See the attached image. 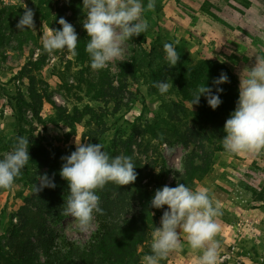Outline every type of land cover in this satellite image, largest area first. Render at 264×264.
Here are the masks:
<instances>
[{
	"label": "trees",
	"instance_id": "16d2710c",
	"mask_svg": "<svg viewBox=\"0 0 264 264\" xmlns=\"http://www.w3.org/2000/svg\"><path fill=\"white\" fill-rule=\"evenodd\" d=\"M61 1L62 7L57 8L52 17L49 9L41 15V9H33L31 6L28 8L40 14L50 29H59L60 26L55 21L66 13L70 15L65 20L73 25L79 39L77 54L73 56L79 69L74 74V84L65 85L66 90L76 96L77 103L72 107L71 113L66 108L57 106L40 88L35 74L41 70L47 52L42 48L41 39L31 29L22 32L17 30L16 24L23 14V5L16 2L0 6V57L6 58L8 53H16L26 60L25 65L11 80L24 86L27 96L20 92L6 96L7 106L17 115L20 126L30 125L25 119L26 109L42 131L48 125H65L74 135L77 127L81 125L84 127L82 140L96 144V140L106 131L105 118L108 114L106 108L97 105L114 104L113 114H116L120 110L123 94L129 88L135 87L140 77L147 78L148 88L152 92L158 90L153 86L155 82L164 80L165 77L170 78L168 82L173 86L169 89L174 90L188 106L172 101L165 105L168 118L166 122L157 117L151 122L134 123L128 133L116 134L103 148L110 158L120 154L130 156L136 167L137 179L133 184L122 187L108 183L103 189L96 191L103 214L94 213L96 229L81 245L66 237L54 235L45 227L46 216L51 214L59 199L68 190L66 182L59 176L61 157L70 154L74 149H48L41 141L43 137L37 139L33 136L29 139L30 161L13 184L22 185L25 192L23 204L15 215L18 223L10 222L5 233L0 234V264H140L139 259L150 254L151 233L153 227L160 226V218L166 206L161 209L150 207V199L155 190H149L143 181L151 176L155 169L152 164L155 163L143 165L137 161L133 147L136 146L143 153H156L157 147L152 145L151 140L176 141L190 147L182 160V172H177L174 182L168 186L175 187L176 183H183L192 189L196 181L205 180L212 171L214 154L227 153L221 142L224 136L223 126L235 108L239 81L224 63L200 59L191 66L179 42L167 40L158 43V39L151 41L148 51L144 50L141 56L122 62L117 75H113L109 68L92 70L88 54L84 50L87 34L81 25L84 11L82 0ZM39 4L41 8L43 4L50 5V1L41 0ZM130 41L146 43L143 33ZM165 43L172 44L180 56L173 68H169L165 60ZM37 50L42 53L34 58ZM221 72L228 76V82L220 85L223 88L220 106L212 110L201 96L199 105L192 107L190 101L197 85L211 86L213 78L218 77ZM85 98L91 104L78 105ZM45 103L54 111V115L48 119H43L42 115ZM2 114L3 110H0V119ZM13 145V139L3 133L0 124V156L11 150ZM230 155L234 157V154ZM164 172L161 167L156 177L162 179ZM44 173L53 177L55 188H44L36 194L33 186L39 175ZM10 189H0V195ZM253 194L256 201L261 202L258 206H264V189L259 192L254 190ZM132 202H137L138 209L136 215L130 216ZM1 224L0 218V226ZM169 257L170 254L160 262L166 263Z\"/></svg>",
	"mask_w": 264,
	"mask_h": 264
},
{
	"label": "rangeland",
	"instance_id": "374dc122",
	"mask_svg": "<svg viewBox=\"0 0 264 264\" xmlns=\"http://www.w3.org/2000/svg\"><path fill=\"white\" fill-rule=\"evenodd\" d=\"M40 1L22 0L27 7L41 9V15L49 9L51 17L57 8L62 7L61 0H49L50 5L43 4L40 8ZM16 2L22 4L21 0H11L10 3ZM147 3L148 0H143L142 17L148 23V30L143 33L146 43L127 41L122 59L106 67L113 75H117L122 62L141 56L144 50L147 52L149 43L155 39H158V43L167 40L179 42L191 66L200 59L224 63L237 76L238 81L239 73L244 68L245 71L246 68H251L255 57L264 56V0H154V6L150 9L147 8ZM4 4L6 0H0V6ZM41 15L34 13L35 27L32 31L42 42L49 34V28ZM69 16L66 13L64 18ZM41 53L37 50L34 58ZM25 63V58L16 53H8L6 58L0 57V110H3L0 124L3 133L13 139L14 144L18 135L29 139L34 136L37 139L43 137L41 141L48 149L75 150L76 143H85L81 138L83 126H78L74 135L65 125H48L42 131L26 109L25 119L30 125L20 126L17 115L7 106V95L20 92L27 96L26 88L11 80ZM78 69L73 55L66 50H58L51 55L46 53L41 70L35 74L45 95L57 106L66 108L68 113H71L77 101L76 96L69 93L65 85L74 84V74ZM143 72L146 74L144 69ZM172 101L188 106L174 90L169 89L163 95L158 90L150 91L147 78L140 77L137 85L123 94L120 110L116 114H113L114 104L97 105L106 108L108 114L105 118L106 131L96 143H101L105 148L116 134L128 133L134 123L151 122L157 117L166 122L168 118L165 105ZM84 104L91 103L85 98L78 105ZM42 113L43 119L54 115L47 103ZM150 142L157 147L156 153H143L136 146L133 147V152L135 159L143 165L155 163L152 164L155 169L143 184L148 185L149 190H156L173 183L176 173L182 172V160L190 147L176 141ZM214 160L212 171L205 180L196 181L192 189H206L213 206L219 210L220 215L215 218L218 225L215 237L217 264H264V206H258L261 202L256 201L253 194L254 190L259 192L264 189V150L258 153L234 154V157L228 153L217 152ZM161 167L165 172L162 179H159L156 175ZM23 190L22 185L16 184L10 191L0 195V234L5 233L10 222L18 223L15 215L23 204ZM67 194L68 192L64 196ZM64 196L59 199L51 214L46 216L45 227L54 235L66 237L81 245L96 229L94 214L88 229L81 231L72 217L60 214ZM137 209V202H132L129 215H136ZM181 245L170 253L166 263L160 264H195L199 252L190 249L183 234ZM141 260L142 258L139 259L140 264Z\"/></svg>",
	"mask_w": 264,
	"mask_h": 264
},
{
	"label": "clouds",
	"instance_id": "9594fccd",
	"mask_svg": "<svg viewBox=\"0 0 264 264\" xmlns=\"http://www.w3.org/2000/svg\"><path fill=\"white\" fill-rule=\"evenodd\" d=\"M23 4V14L16 24L19 32L34 30V11ZM154 6L148 0L147 8ZM84 10L81 25L87 34L85 52L90 68L103 70L110 63L119 61L124 55V45L133 37L148 30V23L142 17L143 0H82ZM59 29H50L42 39V48L48 54L66 50L77 54L79 41L73 25L60 17L55 21ZM165 60L173 68L180 56L170 43L163 45ZM170 78L154 83L163 95L168 92ZM228 82V76L221 72L213 78L211 86L197 85L192 93L191 106L199 105L201 96L208 107L217 109L222 103L220 85ZM221 139L223 149L229 154L258 153L264 150V56L255 57L251 68L239 73L238 99L234 110L223 126ZM29 138L18 135L11 150L0 156V189H10L30 161ZM59 176L67 184V196L60 207L64 216L73 218L81 231H85L93 220V214H103L96 194L108 183L117 186L131 185L137 179L135 166L130 156L120 154L114 157L103 150L101 143H76L75 150L61 157ZM44 188H55L53 177L47 173L39 175L33 186L37 194ZM166 206V208H164ZM153 209L164 208L160 226L153 227L150 254L142 257L141 264H160V261L181 247V234L190 249L198 251L195 264H217L218 225L215 218L220 215L214 207L206 189L193 190L183 183L175 187L164 185L154 191L150 199Z\"/></svg>",
	"mask_w": 264,
	"mask_h": 264
},
{
	"label": "crops",
	"instance_id": "0c3cea01",
	"mask_svg": "<svg viewBox=\"0 0 264 264\" xmlns=\"http://www.w3.org/2000/svg\"><path fill=\"white\" fill-rule=\"evenodd\" d=\"M12 1H13V0H12ZM7 2H8V3H10V2H11V0H10V1L6 0V4H7ZM10 4H12V3H10Z\"/></svg>",
	"mask_w": 264,
	"mask_h": 264
}]
</instances>
